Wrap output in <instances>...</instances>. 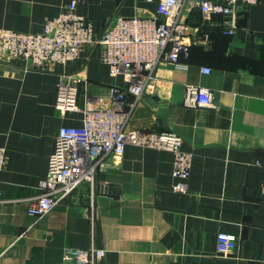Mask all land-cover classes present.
Returning <instances> with one entry per match:
<instances>
[{"label": "crops", "instance_id": "0c3cea01", "mask_svg": "<svg viewBox=\"0 0 264 264\" xmlns=\"http://www.w3.org/2000/svg\"><path fill=\"white\" fill-rule=\"evenodd\" d=\"M73 1L96 40L78 59L46 70L0 61V264H64L66 248L91 247L106 251L97 264H264V0L229 19L233 36L219 15L186 18L187 68L161 62L134 108L130 130L173 131L194 154L187 194L173 189L172 152L128 145L46 216L29 213L60 129L82 127L87 107L110 106L111 88L129 84L112 75L97 41L118 14L157 15L158 0H0V29L43 32ZM65 74L81 78V111L63 115ZM187 84L209 88L213 106L187 107ZM220 233L237 237L228 255L217 252Z\"/></svg>", "mask_w": 264, "mask_h": 264}, {"label": "built area", "instance_id": "2783aa9c", "mask_svg": "<svg viewBox=\"0 0 264 264\" xmlns=\"http://www.w3.org/2000/svg\"><path fill=\"white\" fill-rule=\"evenodd\" d=\"M258 1L158 0L155 17L116 15L97 43L102 48V61L110 67L112 75H124L129 84L111 88L110 106L87 107L82 127L60 129L47 178L41 183L43 193L30 201L29 213L36 218L46 216L84 182L94 183L99 171L123 158L128 145L172 152L173 176L177 179L173 189L187 194L194 154L183 149V138L173 131L130 130L129 121L137 102L156 80V69L161 62L187 68L180 60L189 48L186 18L197 11L205 19L219 15L225 20L223 33L233 36L229 19ZM196 40L195 36L192 41L196 43ZM95 43L92 22L76 13V1H73L67 12L46 23L43 32L30 34L0 29V61L21 60L30 68L46 70L75 61L85 47ZM203 72L210 74L211 69L203 68ZM80 82L78 75L61 76L56 108L63 115L81 111L78 106ZM184 104L211 107L213 93L209 88L187 84ZM5 163L6 149L0 148V171ZM261 190L264 193V182ZM236 246V236L218 234L219 254L228 255ZM105 256L106 251L96 247L66 248L64 264H97Z\"/></svg>", "mask_w": 264, "mask_h": 264}, {"label": "water", "instance_id": "95a60500", "mask_svg": "<svg viewBox=\"0 0 264 264\" xmlns=\"http://www.w3.org/2000/svg\"><path fill=\"white\" fill-rule=\"evenodd\" d=\"M202 45H204V44H202ZM207 45V44H206Z\"/></svg>", "mask_w": 264, "mask_h": 264}]
</instances>
